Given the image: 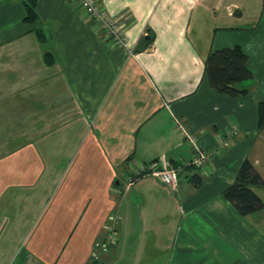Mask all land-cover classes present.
I'll use <instances>...</instances> for the list:
<instances>
[{
	"label": "crops",
	"instance_id": "1",
	"mask_svg": "<svg viewBox=\"0 0 264 264\" xmlns=\"http://www.w3.org/2000/svg\"><path fill=\"white\" fill-rule=\"evenodd\" d=\"M103 5L123 44L77 0H38L33 25L22 0H0V264H264V209L223 195L246 160L264 180V0ZM236 46L255 83L233 99L205 61ZM177 121L209 153L202 172ZM151 163L180 168L177 186L127 188ZM111 216L118 243L93 259Z\"/></svg>",
	"mask_w": 264,
	"mask_h": 264
},
{
	"label": "trees",
	"instance_id": "2",
	"mask_svg": "<svg viewBox=\"0 0 264 264\" xmlns=\"http://www.w3.org/2000/svg\"><path fill=\"white\" fill-rule=\"evenodd\" d=\"M26 10L25 22L33 25L39 22L38 0H22ZM40 39L45 38L43 30L38 29ZM248 56L241 47L225 48L210 53L205 61V70L211 87L229 98L246 96L255 83L248 67ZM258 127L264 128V99L258 101ZM264 188V180L254 165L246 160L237 178L223 195L236 206L244 216L254 215L264 209V202L254 188Z\"/></svg>",
	"mask_w": 264,
	"mask_h": 264
},
{
	"label": "built area",
	"instance_id": "3",
	"mask_svg": "<svg viewBox=\"0 0 264 264\" xmlns=\"http://www.w3.org/2000/svg\"><path fill=\"white\" fill-rule=\"evenodd\" d=\"M79 6L83 9L88 20L100 25L105 36L108 39L114 40L116 44H123L126 40L125 30L122 25H119L117 20L112 19L104 8L103 0H77ZM178 126L182 130L187 142L194 149V159L191 165L202 172L209 162V153L207 150L200 146L197 138L193 136L190 130L177 121ZM180 168L169 165H157L151 163L149 165H140L133 172L132 176L127 178V188H131L141 176H154L157 177L162 183L169 187L177 186V176ZM118 218L111 216L106 226L105 239L97 243L92 252V257L98 259L102 254L107 253L118 242V234L116 231V223Z\"/></svg>",
	"mask_w": 264,
	"mask_h": 264
},
{
	"label": "flooded vegetation",
	"instance_id": "4",
	"mask_svg": "<svg viewBox=\"0 0 264 264\" xmlns=\"http://www.w3.org/2000/svg\"><path fill=\"white\" fill-rule=\"evenodd\" d=\"M117 243H118V242H117ZM115 246H116V245H115ZM113 247H114V246H113ZM100 257H101V256H100ZM100 257H99V258H100ZM92 258H93V257H92ZM99 258H98V259H99ZM93 259H94V258H93ZM98 259H96V260H98Z\"/></svg>",
	"mask_w": 264,
	"mask_h": 264
},
{
	"label": "rangeland",
	"instance_id": "5",
	"mask_svg": "<svg viewBox=\"0 0 264 264\" xmlns=\"http://www.w3.org/2000/svg\"><path fill=\"white\" fill-rule=\"evenodd\" d=\"M259 83H260V81H259ZM161 165H164V164H161Z\"/></svg>",
	"mask_w": 264,
	"mask_h": 264
}]
</instances>
